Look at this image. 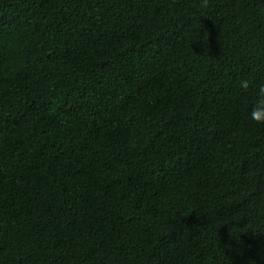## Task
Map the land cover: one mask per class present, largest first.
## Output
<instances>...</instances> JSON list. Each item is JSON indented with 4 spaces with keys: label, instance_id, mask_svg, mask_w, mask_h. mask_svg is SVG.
<instances>
[{
    "label": "trees",
    "instance_id": "obj_1",
    "mask_svg": "<svg viewBox=\"0 0 264 264\" xmlns=\"http://www.w3.org/2000/svg\"><path fill=\"white\" fill-rule=\"evenodd\" d=\"M198 4L0 0V264H264V0Z\"/></svg>",
    "mask_w": 264,
    "mask_h": 264
},
{
    "label": "clouds",
    "instance_id": "obj_2",
    "mask_svg": "<svg viewBox=\"0 0 264 264\" xmlns=\"http://www.w3.org/2000/svg\"><path fill=\"white\" fill-rule=\"evenodd\" d=\"M210 0H199L198 7L206 9L209 7ZM243 90H248L251 82L247 79L241 80L239 84ZM249 119L258 125H264V82L259 84L255 91V99L252 102L249 112Z\"/></svg>",
    "mask_w": 264,
    "mask_h": 264
}]
</instances>
